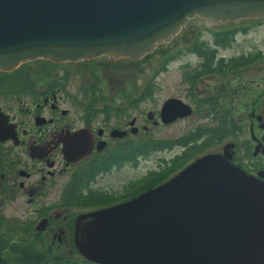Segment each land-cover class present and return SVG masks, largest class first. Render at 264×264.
<instances>
[{"label":"water","instance_id":"obj_1","mask_svg":"<svg viewBox=\"0 0 264 264\" xmlns=\"http://www.w3.org/2000/svg\"><path fill=\"white\" fill-rule=\"evenodd\" d=\"M198 16L209 25L264 17V0H0V70L37 58L139 59ZM192 112L171 98L161 117L170 123ZM234 146L130 200L79 214L78 251L98 264H264V172L235 165Z\"/></svg>","mask_w":264,"mask_h":264},{"label":"rangeland","instance_id":"obj_2","mask_svg":"<svg viewBox=\"0 0 264 264\" xmlns=\"http://www.w3.org/2000/svg\"><path fill=\"white\" fill-rule=\"evenodd\" d=\"M235 24L240 25V31L235 33L234 41L230 47L218 48L217 58L221 56L230 61L235 57L242 56L245 59L244 64L229 67L226 75L214 71L210 76L199 81L200 92L202 93L200 95L209 96L220 93L221 101L218 102L217 108L213 109L201 105L198 95L190 92V85L195 82L198 83L197 69L203 68L202 63L204 61L201 53L195 49V41H208L213 45L215 43L214 32L234 25H227L222 22L209 25L205 18L199 16L190 19L172 40L158 45L152 52L137 59V61H128L129 58H125L127 59L126 63L123 62L126 61L123 58H108L109 55L77 62L64 61L60 63H54L52 60L50 62V59L46 58H37L26 61L22 67H19L18 71H22L19 77L22 78L23 75H26V78L30 79L29 74L33 81L44 82V71L48 67V71L59 72L60 75L64 71H69L70 77L62 92L67 89L72 93L77 92L84 96L88 87L91 92L96 91L97 89H93V86L98 83L102 87L104 98L115 97L118 101L130 99V106L134 109V113L139 116L140 123H148L147 114L149 111L155 113L153 114L156 116L155 119L159 120L160 110L168 99L179 98L192 105L194 110L191 115L172 124L165 123L157 126L155 124L158 122L153 124L151 121L148 124L151 126L150 130L135 137L136 145L144 141H149L148 143L155 140L174 141L194 130L210 126L216 127L220 120V114L229 111L243 130L237 135L225 136L218 141L216 146L211 147V150L218 153L223 152V147L228 142L236 143L234 161L241 167L246 166L252 169V167H257L260 162L259 157L253 155L256 151V143L252 140L249 131L250 113L255 106L259 107L260 109H258L263 114H259L262 117L260 121H255L254 132L258 137L264 134V128L258 127V122L264 123V17L246 18L242 24ZM243 27H248V30L243 31ZM5 73L4 76L7 78L11 77L12 74L14 76L18 74L15 71H0V76ZM194 74H196L195 78L193 77ZM191 78L192 82H189ZM1 101L2 99H0ZM66 101L70 102V99L67 97L63 99V107H68L65 104ZM183 149L182 145L174 144L169 149L151 151L147 156L138 160L136 168L132 172L127 173V175L125 173L105 175L101 177L99 183L108 189H118L128 176H131L130 179L137 178L139 181L148 175L146 173L149 171L160 172L162 169L169 171L177 161L176 155L180 154ZM259 150H261V146ZM205 152L207 151H201L195 156L203 155ZM177 167L172 168L175 170L174 175L182 170L176 169ZM72 171L71 169L68 173L57 176L55 187L51 188L56 197L54 201L46 198H36L31 201L29 200L30 197L20 190L13 199L0 201V223L5 232L12 235L13 238L26 240L25 244L38 247L51 245L55 252L66 257H74L77 254L74 237L69 238L67 234L62 240L63 242H60L58 238L61 234L56 232L60 225L66 226L68 221L57 218L50 224L51 227L37 230L41 220L39 217L50 210L49 204L55 203L53 208L59 209L60 194L65 183L70 179ZM40 207L42 208L40 209ZM67 207L63 214L68 213L74 219L85 210L83 207L72 204L67 205ZM52 212L45 215L48 216L49 213L54 215Z\"/></svg>","mask_w":264,"mask_h":264},{"label":"flooded vegetation","instance_id":"obj_3","mask_svg":"<svg viewBox=\"0 0 264 264\" xmlns=\"http://www.w3.org/2000/svg\"><path fill=\"white\" fill-rule=\"evenodd\" d=\"M123 59L126 60L123 62L127 63V59ZM218 59L228 62L227 58L221 56ZM128 61H137V59H128ZM19 67L9 72H16ZM48 69L44 71V82L33 81L29 74L30 79L26 78V75L20 78V74L16 76L12 74L9 78L4 76L6 73L0 76V99H2L0 102V201L13 199L19 190L26 193L31 201L36 198L54 201L56 197L51 188L55 187L57 176L68 173L72 169L71 177L60 194L61 203H57L60 206L59 209L53 208L55 203L49 204L50 210L39 217L40 222L46 220L45 228L51 227L50 224L57 218L68 221L66 226L60 225L56 230L61 234L58 240L63 242L67 234L69 238H72L71 235L74 237L75 223L79 214L112 206L132 198L128 196L136 188L137 178L130 179L131 176H128L118 189L102 187L99 180L105 175L123 173L127 175L135 170L137 165L134 160L135 137L142 132L147 133L151 128L148 125L151 121L153 124L158 122L155 124L157 126L164 125L166 122L162 120L161 109L159 120L155 119L156 116L154 119L150 118L149 116L155 113L149 111L148 123H140L139 116L130 106V99L118 101L115 97L104 98L102 87L98 83L93 86V89H97L96 91L91 92L88 87L84 96L67 89L62 92L63 87L68 83L70 72L64 71L60 75L59 72H51ZM212 70L205 72L203 68L197 69L198 83L190 85V92L198 95L203 106L212 98L218 102L221 101L220 93L209 96L200 95L202 93L199 81L210 76ZM66 97L70 99V102L66 101L65 104L68 107H63V99ZM258 108L253 107L250 113L249 131L252 125L255 131V121L258 120L259 114H263ZM208 112L211 113V111ZM182 118L178 117L170 124ZM258 127L261 128L259 122ZM255 136L256 139L251 134L252 140L256 143L255 150L259 141L262 142L259 153H253L254 156L259 157L260 162L252 169L246 166L242 168L250 174L259 176L258 173L264 172V134L260 137L256 134ZM162 141L174 142L175 140ZM236 146L235 143V146L230 149L233 156L231 160L235 165H237L234 161ZM183 151L176 157H179ZM208 152L218 153L211 148ZM141 157L143 156H139L138 160ZM88 173L90 177H87ZM146 174L149 175L150 171ZM81 177H83L84 194L105 192L111 196L110 199L114 203L103 207L84 208L85 210L74 219L68 213H63L64 209L68 208L66 202H72ZM61 206L64 207L61 208ZM48 212L54 215L50 213L48 216L45 215ZM52 229L54 230L53 227Z\"/></svg>","mask_w":264,"mask_h":264},{"label":"trees","instance_id":"obj_4","mask_svg":"<svg viewBox=\"0 0 264 264\" xmlns=\"http://www.w3.org/2000/svg\"><path fill=\"white\" fill-rule=\"evenodd\" d=\"M243 22L244 20H239L237 22H224L227 25L232 24L234 26L222 29L216 33L214 32L213 35L215 43L213 45L208 41H195V49L198 53H201L204 59V64L202 63L203 71L210 72L212 68H214L212 70L213 72L216 71V73L226 75L227 71H229V67H236V65L244 64L245 59L242 56L235 57L228 62L217 58L218 48L230 47L234 41L235 33L240 31V25H236L235 23L242 24ZM244 30H248V27H243V31ZM18 70H16V72L21 74ZM193 77L195 78L196 74H194ZM205 103L206 106L211 109L217 108L218 105V101L213 98L209 99ZM219 118L220 121H218L216 127L194 130L174 142L155 140L152 143L137 144L134 156L135 163H138L139 156H147L151 151L155 150L169 149L174 145V143H176L182 145L184 147V151L176 158L177 161L175 162L174 167L178 166L176 169H183V167L202 155L195 156L196 154H199L201 151H207L203 153V155L209 153L208 149L216 146L219 140L223 139L227 135H237L243 130L242 126L238 124L235 117L229 111L220 114ZM230 152L232 151L230 150ZM172 168H170L169 171H164V169L160 172L150 171L149 175H146L144 178L136 182V188L131 191L128 197L134 198L139 196L144 191L150 190L167 181L175 174V170ZM87 177H90L89 173ZM82 183L83 177L79 179L77 190L74 191L72 197V202L67 201V205L72 204L78 207L89 208L103 207L114 203V201L110 199L111 196L105 192H91L89 195L84 194V191L82 190ZM71 237H73V235H71ZM38 238L40 237L38 236ZM25 241L13 238L12 235L5 232L0 223V264H98L83 257L78 251L76 245L75 250H77V254L74 257H66L63 254L55 252L51 245L47 247H44V245L38 247L35 245H28V243L25 244Z\"/></svg>","mask_w":264,"mask_h":264}]
</instances>
